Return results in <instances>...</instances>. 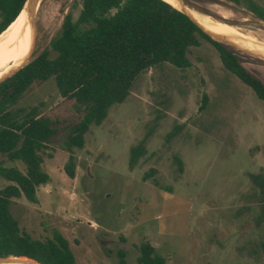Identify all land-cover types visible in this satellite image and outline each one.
Segmentation results:
<instances>
[{
    "label": "rangeland",
    "instance_id": "rangeland-1",
    "mask_svg": "<svg viewBox=\"0 0 264 264\" xmlns=\"http://www.w3.org/2000/svg\"><path fill=\"white\" fill-rule=\"evenodd\" d=\"M181 3L196 20L242 38L248 32L264 44V21L232 0ZM80 10L81 0H41L28 60L50 46L69 12L75 19ZM227 47L264 81V57ZM207 55L186 72L176 71L174 83L157 70L146 72L132 96L114 105L101 125L90 128L84 147L73 150L74 179L65 171L71 153L63 145L66 126L80 114L54 80L32 86L20 105L39 106L41 114L58 119L59 131L42 152L51 180L38 187V203L13 199L20 227L36 239L59 232L77 264H138L145 242L167 264H264L253 246L264 231L256 226L250 179L264 171V101ZM163 94L168 109L159 102ZM204 96L207 106L200 111ZM146 139V154L131 170L130 151ZM0 160L24 170L3 154ZM8 183L0 178V188Z\"/></svg>",
    "mask_w": 264,
    "mask_h": 264
},
{
    "label": "trees",
    "instance_id": "trees-1",
    "mask_svg": "<svg viewBox=\"0 0 264 264\" xmlns=\"http://www.w3.org/2000/svg\"><path fill=\"white\" fill-rule=\"evenodd\" d=\"M232 1L264 21V4ZM25 2L0 0V35L17 19ZM207 54L215 55L229 77L264 101V81L249 71L229 47L212 39L169 2L81 0L78 17L74 19L72 12L65 16L61 32L50 46L0 83V154L24 165L21 170L0 160V178L9 182L0 188V256L29 257L40 264H77L68 240L59 232L36 239L20 227L11 211L15 198L38 203V187L51 180L43 169L42 152L58 134L59 122L41 114L39 106L20 105L32 86L54 80L61 97L72 100L80 114L78 121L66 126L63 145L71 153L65 171L74 179L73 150L84 147L90 128L101 125L114 105L132 96L146 72L157 70L161 79L174 83L176 71L186 72L195 60ZM207 100L204 96L200 111L206 109ZM159 102L164 109L169 108L166 94ZM146 142L131 149V170L146 154ZM176 161L181 169L180 160ZM250 179L256 188V226L264 231V171ZM253 246L264 256V232ZM138 251V264H167L150 243H142Z\"/></svg>",
    "mask_w": 264,
    "mask_h": 264
},
{
    "label": "bare ground",
    "instance_id": "bare-ground-1",
    "mask_svg": "<svg viewBox=\"0 0 264 264\" xmlns=\"http://www.w3.org/2000/svg\"><path fill=\"white\" fill-rule=\"evenodd\" d=\"M175 7H182L181 0H165ZM192 15V14H191ZM195 20L196 18L192 16ZM205 29L216 35L227 38V40L239 47H245L256 51L258 55L264 57V44H261L253 37L244 33L245 38L239 36L235 31H231L213 24H206L199 19L196 20ZM247 37V39H246ZM17 39V40H16ZM29 39V41H28ZM16 41V43H15ZM15 43V46L13 47ZM28 43L27 51L26 46ZM32 49V25L27 19L25 12H22L17 19L0 35V77L7 73L14 66L22 63ZM25 53V55H24ZM13 58V61L11 60ZM24 264H30L24 258Z\"/></svg>",
    "mask_w": 264,
    "mask_h": 264
},
{
    "label": "water",
    "instance_id": "water-1",
    "mask_svg": "<svg viewBox=\"0 0 264 264\" xmlns=\"http://www.w3.org/2000/svg\"><path fill=\"white\" fill-rule=\"evenodd\" d=\"M41 3V0H26L23 9L21 11L25 12V15L27 17L28 20H30L31 25H32V51L34 48V44H35V39H36V35H37V22H36V17H37V11H38V7ZM175 7V6H174ZM177 9H179L180 11H182L183 13H185L186 15H188L198 26H200L202 28V30L207 33L212 39L224 44V45H228V46H234L236 47L234 44L230 43L227 38H224L222 36L216 35L214 33H211L210 31H208L207 29H205L200 23H198L193 17L192 15L188 12V10L186 9V7L183 5L182 7H175ZM20 13V14H21ZM32 51L28 54V56L26 57V59L18 64L17 66H14L12 69H10L7 73H5L4 75H2L0 77V83L4 80H6L7 78L11 77L12 75H14L15 73H17L25 64H27L29 61L28 59L31 56ZM254 55H258L255 52H251ZM25 259L27 262H29L30 264H40L38 263L36 260L29 258V257H21V256H6V257H1L0 256V264H24V261H22V259Z\"/></svg>",
    "mask_w": 264,
    "mask_h": 264
}]
</instances>
